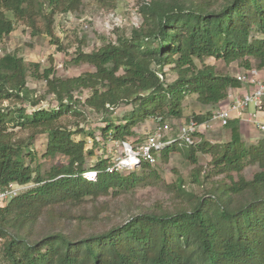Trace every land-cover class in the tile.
I'll list each match as a JSON object with an SVG mask.
<instances>
[{"label":"trees","instance_id":"1","mask_svg":"<svg viewBox=\"0 0 264 264\" xmlns=\"http://www.w3.org/2000/svg\"><path fill=\"white\" fill-rule=\"evenodd\" d=\"M106 1L111 6L115 2ZM81 2L0 0V41L15 28L7 16L11 12L33 33L58 44L54 15L74 12ZM137 12L141 21L130 35L112 27L114 40L89 52L80 47L73 51V64L93 67L78 75L57 76L52 57L41 70L39 63L26 62L14 51L0 53V189L10 183L35 184L0 206L5 264H264V136L247 143L238 118L226 125L228 141L211 142L195 132V143L172 144L160 152L166 161L171 152L184 150L193 164L189 182L202 191L186 188L179 176L166 185L171 206L139 207L101 227L107 197L118 198L144 182L157 183L159 177L146 161L138 167L141 172L107 171L108 156L87 167L86 156L100 141L92 136L90 149L83 139L75 141L73 134L83 129L68 114L80 116L84 108L109 114L120 103H132L129 116L119 123L107 120L102 128L104 141L109 134L131 138L135 124L149 117L181 119L187 94L215 106L230 88L241 86L206 58L238 61L244 69L255 60L257 68L264 67V0H139ZM166 65L176 74L171 82L164 80ZM28 75L45 81L55 107H36L40 100L29 98ZM83 90L88 93L84 100L75 97ZM27 101L31 110L17 104ZM211 114L194 113L185 121L202 123ZM15 128L27 135L19 137ZM42 134L45 154L66 158L45 174L25 160L35 136ZM198 153L209 155L205 165ZM248 165L257 167L249 178L244 174ZM87 171H95V178L85 177Z\"/></svg>","mask_w":264,"mask_h":264},{"label":"rangeland","instance_id":"2","mask_svg":"<svg viewBox=\"0 0 264 264\" xmlns=\"http://www.w3.org/2000/svg\"><path fill=\"white\" fill-rule=\"evenodd\" d=\"M139 0H115L111 6L108 1L99 2L97 0H82L78 10L74 12L61 13L57 12L54 15L53 32L58 38V44L51 41V38L45 34H35L32 32L23 20L14 19L11 12H7V16L15 21L14 30L0 41V53L3 54L7 51H14L21 56L26 62H37L41 66V70L44 67H49L51 64L50 58L52 57L55 74L59 77H70L78 75L84 71L93 70V67L88 64L75 65L70 61L73 55V51L80 47L83 51L89 52L96 50L100 46L104 45L108 40H114L116 37V30L112 27H118L119 33L130 35L133 27L139 24L141 21L140 15L137 12V5ZM57 45L61 49L57 48ZM208 64H213L218 71L227 72L231 75H237L241 73L244 68L239 65L238 61L231 62L229 64L224 63L221 59H214L213 57L206 58L204 60ZM195 62L200 65L199 60ZM169 65L164 67V80L171 82L175 79L176 74L169 70ZM256 67V61L253 60V66ZM27 86L31 90L29 93L30 99H39L40 102L36 107L53 108L57 105L52 94H47L45 81L41 78H33L27 76ZM247 88V87H246ZM87 91L75 92V97L84 100L87 96ZM241 93L237 92L239 96ZM27 102H17L18 105L23 104L31 110L32 106ZM4 104L9 102L4 101ZM12 104V103H10ZM183 117L181 120H175V122H184L185 118L194 113L206 112L202 108L201 103L196 99L195 94H187L182 100ZM249 108H254L253 104L249 105ZM264 108V104H263ZM134 105L132 103H120L116 107L112 108L109 114H102L92 109H83L82 115L74 116L68 114L66 117L71 121L78 122L79 127H82L83 131H78L73 134L75 141L83 139L86 143V148L90 149L93 144L92 136L96 138V141L100 143L94 146L92 155L86 156V166H94L97 159L101 156L110 157L114 153L115 146L111 142L103 140L102 128L106 125L107 120L113 123H119L123 121L133 111ZM173 119H168L170 121ZM154 118L149 117L143 121L137 122L135 128L138 133L142 135L147 132L153 125ZM213 122H210L212 125ZM74 126L72 123L69 127ZM217 127V128H216ZM73 127L71 129H75ZM19 137L23 138L27 135L26 131H20L15 128ZM203 137L211 142H224L228 140V130L226 126L220 127L217 124L213 127H206ZM258 133L259 130L256 129ZM261 131V130H260ZM264 132V131H262ZM137 133V134H138ZM259 134V135H260ZM253 139L244 137L243 139L247 143H255L259 136ZM31 154H26V164L32 168H38L41 174H45L51 166L65 163L66 158L62 155L49 156L46 155V136H35L32 145L30 146ZM210 157L207 154L198 153V160L201 165H205L209 161ZM193 167L186 156L184 150H178L171 152L166 161L161 158L157 159V162L152 165V169L158 174L157 183L144 182L138 185L132 191L121 195L118 198L107 197L108 208L101 211V220L105 223H101V227H106L111 223V220L120 221L127 217L128 211H134L139 207H149L155 204H162L164 207L171 206L173 198L170 193L167 192L166 185L168 183L175 182L177 177H182L185 180V186L188 189H193L197 192L202 191L198 185L190 183V172ZM257 170L255 165H248L245 167L244 174L247 178L251 177L253 172ZM137 172H141V168L136 169ZM34 183L26 184V187L21 190L25 191L34 187ZM110 221V222H108ZM0 264H5L0 253Z\"/></svg>","mask_w":264,"mask_h":264},{"label":"built area","instance_id":"3","mask_svg":"<svg viewBox=\"0 0 264 264\" xmlns=\"http://www.w3.org/2000/svg\"><path fill=\"white\" fill-rule=\"evenodd\" d=\"M140 23V22H139ZM137 26V25H136ZM241 85H246V90L239 96L237 90L229 89L227 97L214 111L209 120L197 123L193 119L184 122L171 123L164 121L161 117H155L152 127L142 135L136 133L135 137L125 139H114L111 134L106 138L107 142L115 146L114 153L109 157L107 171L127 172L136 169L142 161L154 165L160 156L163 148L172 144L190 145L199 140L195 132L204 134L206 127H213L217 124L220 127L226 126L231 118H240L250 104L256 110H264V74L257 67L244 69L235 75ZM210 122H213L210 125ZM257 128L264 131V120L257 123ZM84 176L94 179L95 171H87ZM26 187V184L10 183L0 189V206L5 205L10 199L16 196Z\"/></svg>","mask_w":264,"mask_h":264},{"label":"crops","instance_id":"4","mask_svg":"<svg viewBox=\"0 0 264 264\" xmlns=\"http://www.w3.org/2000/svg\"><path fill=\"white\" fill-rule=\"evenodd\" d=\"M259 71L264 74V67L259 68ZM234 90L239 91L240 93L244 92L246 90V85H241L240 87L237 88H231ZM223 101H221L220 103H218L217 105L213 106V105H202V108L208 111H214ZM203 113V112H200ZM234 118V117H233ZM182 119V118H181ZM181 119H176V120H181ZM232 119V118H231ZM239 119V129H240V133L242 138L246 137V138H250L253 139L255 137H258V135L260 133H258L257 130H259L257 128V123L258 122H262L264 120V110H256L255 107L254 108H247L243 114L242 117L238 118ZM217 128V127H216ZM227 128V127H226ZM134 130L136 133H138L137 129L134 127ZM228 133L227 136L230 134V129L227 128ZM262 134H260L259 138L264 136V132L260 131ZM230 139V135L228 140ZM226 140V141H228Z\"/></svg>","mask_w":264,"mask_h":264}]
</instances>
